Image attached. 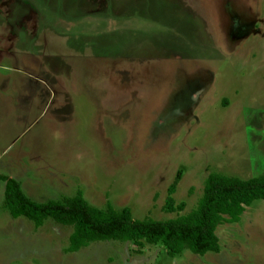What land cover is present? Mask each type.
<instances>
[{
	"label": "rangeland",
	"instance_id": "1",
	"mask_svg": "<svg viewBox=\"0 0 264 264\" xmlns=\"http://www.w3.org/2000/svg\"><path fill=\"white\" fill-rule=\"evenodd\" d=\"M0 64V174L31 200L80 191L167 220L195 208L209 173L264 170V0H0ZM16 88L20 122L4 112ZM3 192L0 264H264L263 200L217 227L218 253L65 252L70 226L12 217Z\"/></svg>",
	"mask_w": 264,
	"mask_h": 264
},
{
	"label": "trees",
	"instance_id": "2",
	"mask_svg": "<svg viewBox=\"0 0 264 264\" xmlns=\"http://www.w3.org/2000/svg\"><path fill=\"white\" fill-rule=\"evenodd\" d=\"M179 179L180 173H177L168 188L169 211L174 209L170 195ZM0 181L5 183L4 204L12 217H25L36 228L47 219L71 227L65 252L79 251L92 242L118 241L131 243L132 251L137 254L145 244H160L170 255L185 250L201 256L207 252L218 253L217 227L239 221L253 201H264V170L247 179L209 173L195 208L167 220L133 218L129 209H115L109 202L105 208L93 207L80 191L59 200L36 202L24 194L15 179L0 174ZM183 208V204L177 206L178 210Z\"/></svg>",
	"mask_w": 264,
	"mask_h": 264
},
{
	"label": "crops",
	"instance_id": "3",
	"mask_svg": "<svg viewBox=\"0 0 264 264\" xmlns=\"http://www.w3.org/2000/svg\"><path fill=\"white\" fill-rule=\"evenodd\" d=\"M3 66H1V64H0V68H2ZM16 91H17V93L19 94L18 95V97H17V99L16 100H14V99H12L11 97H10V95L9 96H4V97H6L7 99H8V104H10V110L8 111L6 108H5V116H8L9 115V117H11V120H13V121H15V122H20L21 121V118H22V116H21V112H22V107H23V104L21 103L22 101H26L27 102V99H22V89L20 88H16ZM1 97H3V96H1ZM41 103H42V101H41ZM27 105V104H26ZM9 108V107H8ZM23 112H26V109H24L23 110ZM5 175H7V174H5ZM8 177H10V178H13V179H15L16 181H18L19 182V184H20V186H22L21 185V182H20V179L18 178V177H15V176H12L11 174L10 175H8ZM15 177V178H14ZM19 179V180H18ZM3 182V181H2ZM4 183V182H3ZM4 187H5V183H4ZM22 189V188H21ZM23 191V190H22ZM25 194V193H24ZM26 195V194H25ZM27 196V195H26ZM28 197V196H27ZM62 197H64V196H62ZM61 197V198H62ZM60 199V198H59ZM55 200H57V199H55ZM35 201V200H34ZM36 228V227H35ZM38 228V227H37ZM71 233V232H70ZM220 245V244H219ZM220 251V250H219Z\"/></svg>",
	"mask_w": 264,
	"mask_h": 264
}]
</instances>
